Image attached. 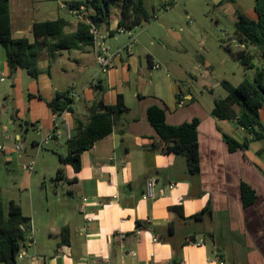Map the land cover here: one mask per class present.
<instances>
[{
  "label": "crops",
  "instance_id": "crops-1",
  "mask_svg": "<svg viewBox=\"0 0 264 264\" xmlns=\"http://www.w3.org/2000/svg\"><path fill=\"white\" fill-rule=\"evenodd\" d=\"M26 5V0H16L14 13L11 9L13 35L33 39L35 19L29 16ZM233 10L236 15L242 11L258 18L254 1L245 9ZM73 14L66 30L76 29L82 18V14ZM118 28L117 15L100 28L112 50L129 41L130 33L125 37ZM26 31L30 34H24ZM155 40L139 44L137 39L132 52L115 58L113 68L102 76L105 103H115L122 93L129 109L111 134L82 153L79 171L66 165L70 180L62 182L55 181L61 152L53 146L66 143V131L62 129V134L56 133L43 143L42 147L53 145V153L39 155L38 144L54 133L55 113L48 102L56 91L70 89L73 111L66 117L71 127L77 125V117L87 120L97 96L91 85L98 72L97 52L95 45L69 49L67 54L60 50L52 61L46 51L41 53V73L37 78L29 75V100L23 111L14 108L9 119L23 132L9 136L13 142L4 156L6 169L12 163L20 168L24 163H35V172L23 179V192L17 196L5 181L0 198L5 211L11 199L20 203L32 223L23 246L37 257L15 264H264V138L251 139L236 120L215 117L214 93L209 97L195 95L187 86L191 71L203 68L209 72L208 66L198 60L189 70L182 57L164 58L151 50ZM179 47L186 50L182 44ZM166 68L174 76H165ZM1 74L11 75L5 50L3 56L0 53ZM22 74V68L12 74L14 88ZM83 76L87 78H82L78 91L75 85ZM154 104L165 108L169 124L199 118V172L188 170L184 155L161 150L159 135L147 117L148 107ZM26 114V118L21 117ZM261 122L264 124V111ZM30 128L36 135L27 149ZM225 134L240 143L246 137L251 140L246 148L232 151ZM16 141L25 145L21 153L14 151ZM66 153L67 149L62 152ZM151 177L157 180V195L144 198L146 181ZM242 182L256 191V200L248 206L243 204ZM18 183L15 180L12 186L20 189ZM205 208L202 216L194 218ZM64 227L69 229L66 243L62 242Z\"/></svg>",
  "mask_w": 264,
  "mask_h": 264
},
{
  "label": "trees",
  "instance_id": "trees-1",
  "mask_svg": "<svg viewBox=\"0 0 264 264\" xmlns=\"http://www.w3.org/2000/svg\"><path fill=\"white\" fill-rule=\"evenodd\" d=\"M173 1L169 0L168 3ZM65 3L71 11L77 10L78 14H82L76 29L66 30L69 20L61 16L35 20L32 23L33 39H30L28 36L13 35L10 0H0V45L5 50L11 74L18 68H24L32 78H37L41 73L38 63L43 51H46L52 61L60 50L93 45L92 25L98 28L108 25L113 17L115 4L119 7V27L132 29L150 19L144 0H65ZM254 8L258 14L257 19L237 11L236 34L244 46L226 43V48L246 69H254V74L252 78H243L238 85L222 79L221 84L227 94L215 98L212 113L220 119L236 120L252 135L251 139L259 140L264 138V124L261 122L264 111V0H254ZM251 45L256 46V52L250 50ZM257 56L258 63L255 61ZM101 81L100 79L98 84L94 85L97 96L89 107L87 120L83 121L77 117V125L71 127V136L66 140L67 153L59 154L61 166L56 171V182L70 180L67 177L66 165H71L75 171H79L82 153L93 147L96 141L111 134L116 122L129 109L122 93L118 94L115 103H105ZM72 101L71 90L67 89L56 91L48 105L54 113L62 115L65 110L73 111ZM147 117L159 135L161 150L165 153L184 155L188 170L191 173L199 172V118L180 124H169L166 121L165 108L157 104L148 107ZM224 138L232 151L246 148L251 140L246 137L240 143L226 134ZM241 194L244 206L252 204L257 198L255 189L246 182H242ZM206 210L207 208L194 218H199ZM29 221L30 217L23 213L21 204L16 200H10L7 211L0 200V263L15 264L17 254L27 239L29 227L26 223ZM62 236V242H68L67 227L62 229Z\"/></svg>",
  "mask_w": 264,
  "mask_h": 264
},
{
  "label": "rangeland",
  "instance_id": "rangeland-1",
  "mask_svg": "<svg viewBox=\"0 0 264 264\" xmlns=\"http://www.w3.org/2000/svg\"><path fill=\"white\" fill-rule=\"evenodd\" d=\"M253 1L174 0L167 7L164 4L168 3L169 0H144L150 13V19L132 28L131 32L137 37L139 44H143V42L149 44L155 38L151 50L158 51L164 58L168 59L177 58L180 60L182 57V60L189 65V70H192L191 66L194 63L201 60L208 66L209 72L203 68L191 71L193 72L192 75L187 76V86L195 95L202 93L203 96L209 97L208 94L213 92L217 98L221 96V93H226L221 84L222 79H227L232 84L238 85L243 78H252L254 74V69H246L233 53L226 48V43L229 42L232 45L240 44L236 34L237 15L234 13L233 8L242 9L243 7L245 9ZM26 4L29 16L35 20L55 19L59 16L72 20L75 16L65 4V0H26ZM15 6L16 0H12L11 9L13 13ZM112 13L113 17L118 16V4L113 6ZM24 34L29 35L30 33L26 31ZM122 34L127 37V32ZM177 41L185 46L186 50L181 49ZM163 43L166 45L163 46ZM249 48L252 51H257L254 45ZM61 51L67 54L70 50L63 49ZM0 53L2 56L4 55V48L1 45ZM255 61L259 62V56L255 58ZM22 73L21 79L18 81V85H15V88L12 85L14 80L12 74H7L5 80H0V146L6 145V147H9L13 142L9 136L14 137L16 132H23L19 124L9 123L14 108L19 107L23 111L29 100L27 83L30 76L24 68H22ZM167 73L174 76V73L166 68L165 76H167ZM82 78L85 80L87 76L85 78L84 76L80 77L77 81L75 89L78 91L81 89ZM183 83L186 85L185 82ZM27 116V114L21 115L24 118ZM35 135L33 129L30 128L25 143L27 149H30L31 139ZM52 146L41 147L39 155L45 152L51 154L53 148L59 153L66 152L67 149L65 142L63 145L53 146V148ZM5 155V152L0 151V198L2 191L5 189V181H7L9 189L19 196L18 194L24 190L21 186L23 179L30 172L22 170L17 163L8 164V169H6ZM7 174L10 176L6 178ZM13 174H16V176ZM15 180H18L19 187L22 190L12 186Z\"/></svg>",
  "mask_w": 264,
  "mask_h": 264
},
{
  "label": "built area",
  "instance_id": "built-area-1",
  "mask_svg": "<svg viewBox=\"0 0 264 264\" xmlns=\"http://www.w3.org/2000/svg\"><path fill=\"white\" fill-rule=\"evenodd\" d=\"M170 4H167L166 6L168 7ZM73 13H78L77 10H73ZM119 32H128L130 33V37H129V41L126 43V45L124 47H120L117 49L112 50L108 43H107V35L105 33H103V31L98 28L96 25H92L91 27V32L93 33L94 36V44L95 45V49H96V60L98 63V72L95 75V77H93V79L91 80V85H97L99 80L102 78V76L104 74H106L111 68H113V66L115 65V58H119V57H123V56H127L132 52L133 47L135 46L137 39L134 36V34L131 32V29H126L123 27H119L118 28ZM241 46H244L242 44H238ZM153 67L155 68H159L161 67L160 64H154ZM5 76L3 74L0 75V80H4ZM183 97H181L180 99V103H183ZM68 110H65L62 115H57L55 113L54 118H55V125H54V129L53 132L54 133H49L45 139H43L39 144H38V149H40L43 145V143H47L50 139H52L53 135L57 134H62V129H64L66 131V135L69 138L71 136V124L69 119L66 117ZM23 143L21 141H16L15 142V146H14V151L16 153H19L22 151L23 147ZM7 149L6 145H1L0 146V151L1 152H5V150ZM23 170H26L30 173H32L35 170V163L34 161L30 162V163H24L22 166ZM156 183L157 180L155 177H151L146 181V190L143 194L144 198H148V197H155L157 195V192L155 191V187H156ZM172 185H169V188H171ZM26 226H28L29 230L28 232H30L31 228H32V223L31 220L29 222L26 223ZM26 257H32L34 259H36L37 255L33 254L30 255L25 247L21 246L17 257H16V262L20 259L26 258Z\"/></svg>",
  "mask_w": 264,
  "mask_h": 264
}]
</instances>
